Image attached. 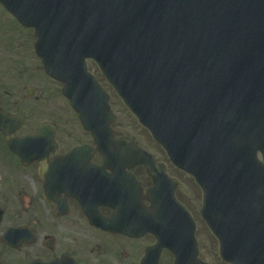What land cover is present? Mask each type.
Listing matches in <instances>:
<instances>
[{
	"label": "water",
	"instance_id": "1",
	"mask_svg": "<svg viewBox=\"0 0 264 264\" xmlns=\"http://www.w3.org/2000/svg\"><path fill=\"white\" fill-rule=\"evenodd\" d=\"M0 5L35 30L45 73L64 85L63 95L94 144L115 146L116 160L147 167L154 187L144 192L152 207L143 216L172 207L164 202L175 207L176 183L134 141L113 138L108 96L87 73L86 59L97 63L172 163L201 186V214L220 241V255L243 249L230 245L232 232L221 226L244 225L249 186L264 185V162L256 159L257 152L264 158V0H0ZM42 129L21 139L5 132L9 149L23 163L44 158L43 147L51 149V135L47 143L39 140ZM159 193L165 199H154ZM259 201L264 208V196ZM143 216L140 233L157 235L161 230ZM22 234L10 230L2 241L11 246L25 237L34 241L30 231ZM158 241L159 248L169 246L168 239Z\"/></svg>",
	"mask_w": 264,
	"mask_h": 264
},
{
	"label": "flooded vegetation",
	"instance_id": "2",
	"mask_svg": "<svg viewBox=\"0 0 264 264\" xmlns=\"http://www.w3.org/2000/svg\"><path fill=\"white\" fill-rule=\"evenodd\" d=\"M9 20V23L12 24L10 26L0 22V93L2 92L0 112L13 116L18 113L11 112L10 93L2 91L3 82L8 80L6 75L8 78H14L12 73L16 74L19 79L16 81L22 83V88L30 89L35 96L37 89L29 87H42L44 74L42 61L33 50L35 42L33 31L20 27L11 18ZM7 32L12 34L10 39ZM18 68L20 69L18 70ZM20 70L23 71L21 74ZM46 81L57 85L60 90V85L55 81L50 79H46ZM41 97L43 98V96L39 98ZM63 100L66 102L65 99ZM5 114L0 113V116ZM21 116V124L13 132L14 136L24 137L35 134L38 127L48 124L52 128L55 146L54 150L45 151L44 160L34 161L25 166L21 164L18 157L8 150L5 136L0 131V200L9 201L12 194L15 193L23 194L22 200L26 203L10 221L12 224L18 218L20 219L19 223L15 226L9 225L4 232L9 228L30 227L36 236L35 243L28 245L23 242L18 248H12L0 242V264H34L35 262V264L175 263L174 256L165 249L160 252L158 257L154 252L146 256L147 249L156 243V239L152 235L129 237L120 233L123 232V227L118 224L108 227L109 229L99 225L101 217L111 222L109 219L112 216L121 214L116 212L115 207L121 204L119 200L124 199L129 191H137L139 187L145 189L152 185L145 167L129 161H104V156L101 153L93 151L94 146L91 144L90 134L81 129L79 124V129L66 126L65 130H59L61 123L75 126L73 120H64L63 115L59 112L53 113L52 122H42L44 113L36 114L37 118L32 123L25 121L24 115ZM13 125L17 124L4 121L5 127ZM26 126L28 129L24 131L23 128ZM46 132L50 131L46 130ZM162 164L168 176L180 180L178 177L170 175L169 170L186 176L169 163L162 162ZM13 177L16 178L15 181H13ZM143 177L144 180H142ZM28 181L38 185L39 197L44 202L42 210L39 208L28 209V203L30 204L31 200L29 199L27 203L28 190L24 185ZM175 195L178 201L185 205L178 198L177 191ZM46 198H52L53 201L49 202ZM1 205H3L2 202H0V208L3 210V222L7 212L6 204L3 205L4 208ZM187 209L189 210L188 207ZM198 218L200 219V217ZM200 221L202 222L201 219ZM49 227L54 231L46 233L44 228L49 230ZM200 227L195 221L198 251L199 237L196 232L197 229L201 230ZM204 228L209 237H213L207 227L204 226ZM116 231L119 233H113ZM2 234L0 233V238ZM213 238L217 247L218 242L215 237ZM261 257H258V262H264V259L260 260ZM199 258L204 261L200 253ZM206 262L209 264H231L218 257L217 250L215 262Z\"/></svg>",
	"mask_w": 264,
	"mask_h": 264
},
{
	"label": "rangeland",
	"instance_id": "3",
	"mask_svg": "<svg viewBox=\"0 0 264 264\" xmlns=\"http://www.w3.org/2000/svg\"><path fill=\"white\" fill-rule=\"evenodd\" d=\"M0 17L1 20L0 22L2 24H10L9 18L6 17V15L0 10ZM8 33V38H11V33ZM9 38V39H10ZM14 53V52H11ZM88 66V71L94 75L98 82L105 88V90L108 92L110 96V111L114 114L115 120L112 123V127L116 130L117 134L116 136H135L137 139V144L140 148L148 151L149 153H152L157 156L159 161L161 162H166L167 163V158L162 150L158 148L147 136L146 132L139 128L137 125L135 119L130 115V113L125 109V107L121 104L119 99L116 97L115 93L112 91V89L105 83L103 78L100 76L99 71L97 67L92 63L89 62L87 64ZM20 68H18L19 70ZM17 70V69H16ZM21 71V70H20ZM23 71L20 72V74ZM15 76L14 78H8L6 75V79L3 82L4 87L2 91H6L10 93V100L11 101V112L12 113H18L21 115H24L25 121H28L29 123H32L35 121L36 114H43L44 116L42 122H52V117L54 112H59L62 114V118L64 120H73L75 126L72 125H66L61 123L59 130H65V127H72L79 129L78 127V121H77V116L75 113H73L66 102H64L61 92L59 90V87L57 85H54L52 83L47 82L42 78L44 81V85L41 86H34V87H29V88H34L35 90L37 89V93L34 97L28 98L24 96V88H22V83L16 81L19 80L17 75L12 73V77ZM20 83V84H18ZM33 86V85H32ZM43 93V94H42ZM0 96H2V92L0 93ZM40 96H43V98H39ZM35 114V115H33ZM50 114V115H49ZM28 126L24 127L23 130H27ZM74 133H77L74 131ZM170 175L176 176L180 179L181 181V187L177 190V195L178 198L181 199V201L189 208L190 212L192 213L196 224L199 225L201 230L198 231L197 229V236L199 237V253L200 256L209 262H215V257H216V242L214 238L211 236L209 237L206 229L204 228V223L200 221L198 218V208H199V191L197 188L194 186L193 182L186 176H182L173 170H169ZM16 178L13 177V181H15ZM144 180V177L142 178ZM1 183V181H0ZM22 184V182H21ZM24 185H26L27 190H28V195H27V203L28 200L30 199L31 202L30 204L28 203V209H33V208H39V210H42V205L44 206V202L41 200V197H39V188L36 183H31V181L25 182ZM38 191V192H37ZM24 197L23 194H12L11 201H6L3 202V200H0V202L6 204L5 210L7 216H5V219L0 225V233H3L4 230L9 226H15L16 224L19 223L20 219L16 218L15 221L12 224L10 221L12 220V217H15L17 212H20V210L23 208V205L26 204L22 200ZM1 205L3 208L4 206ZM9 212V213H8ZM42 213V212H41ZM46 233L53 232L54 230L49 227L44 228ZM209 239V240H208ZM204 240V242H201Z\"/></svg>",
	"mask_w": 264,
	"mask_h": 264
}]
</instances>
